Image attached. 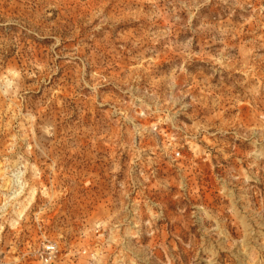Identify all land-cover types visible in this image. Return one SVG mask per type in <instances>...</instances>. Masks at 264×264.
Listing matches in <instances>:
<instances>
[{
	"label": "rangeland",
	"instance_id": "1",
	"mask_svg": "<svg viewBox=\"0 0 264 264\" xmlns=\"http://www.w3.org/2000/svg\"><path fill=\"white\" fill-rule=\"evenodd\" d=\"M3 184L58 264H264V0H0Z\"/></svg>",
	"mask_w": 264,
	"mask_h": 264
},
{
	"label": "built area",
	"instance_id": "2",
	"mask_svg": "<svg viewBox=\"0 0 264 264\" xmlns=\"http://www.w3.org/2000/svg\"><path fill=\"white\" fill-rule=\"evenodd\" d=\"M182 158L180 150H175L172 153V159L177 161ZM16 188V187H15ZM13 184L8 186L3 184L0 186V264H58L61 257L60 245L52 240L44 238L41 240L38 248L33 250V234L29 232L26 241L23 243V248L17 245L18 239L24 230L20 226V221L13 220L8 228L4 221L10 214L11 206L17 199L13 198V192L15 191ZM22 221V220H21ZM11 236L10 244H6L5 232Z\"/></svg>",
	"mask_w": 264,
	"mask_h": 264
},
{
	"label": "bare ground",
	"instance_id": "3",
	"mask_svg": "<svg viewBox=\"0 0 264 264\" xmlns=\"http://www.w3.org/2000/svg\"><path fill=\"white\" fill-rule=\"evenodd\" d=\"M19 175V174H18ZM13 176H14V174H13ZM15 178L16 179H19V176H17V175H15ZM14 182H16L15 180H13ZM20 182V181H19ZM16 185V184H15ZM15 187V186H14ZM20 192L19 191H15L14 193H13V198H15V199H17L19 196H20ZM35 192H33V194L31 195L32 196V201H34V199H35ZM29 201H31V200H29ZM32 205V202H30L27 206H25V207H23V209H22V211L21 212H19L18 213V220H22L24 217H25V214H26V212H27V210H28V208L30 207Z\"/></svg>",
	"mask_w": 264,
	"mask_h": 264
}]
</instances>
